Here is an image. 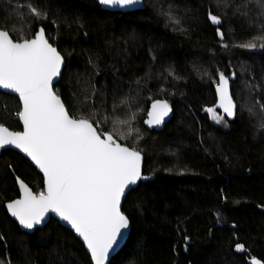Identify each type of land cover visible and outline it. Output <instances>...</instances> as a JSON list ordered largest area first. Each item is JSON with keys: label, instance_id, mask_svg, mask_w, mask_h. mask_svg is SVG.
Masks as SVG:
<instances>
[{"label": "trees", "instance_id": "obj_1", "mask_svg": "<svg viewBox=\"0 0 264 264\" xmlns=\"http://www.w3.org/2000/svg\"><path fill=\"white\" fill-rule=\"evenodd\" d=\"M142 1V10L112 13L94 0H0V27L7 25L13 40L43 28L65 62L54 91L69 114L90 116L101 131L141 151L142 175L152 179L125 197L131 231L109 264H264V41L254 39L264 36V18L254 5L248 16L234 14L242 0L227 8L217 0ZM29 4L46 18L32 17ZM169 9L183 31L168 22ZM249 42L256 47L239 46ZM219 72L234 77L236 109L227 128L204 112L215 105ZM155 100L173 109L160 132L144 127ZM18 107L15 97L0 93V123L12 131L21 130ZM14 176L35 193L43 188L26 159L0 153V264H91L56 220L25 234L9 219L4 206L18 197Z\"/></svg>", "mask_w": 264, "mask_h": 264}, {"label": "snow or ice", "instance_id": "obj_2", "mask_svg": "<svg viewBox=\"0 0 264 264\" xmlns=\"http://www.w3.org/2000/svg\"><path fill=\"white\" fill-rule=\"evenodd\" d=\"M141 2L99 0L101 5L109 8H129ZM217 3L225 8L230 6V0H217ZM252 5L258 9V18H264V0H242L235 5L234 14L248 16ZM27 7L37 20L46 18L35 5ZM163 14L176 30H184L177 27L181 25V18L171 9ZM20 19H23L22 14ZM207 19L213 25L222 23L220 17L211 13ZM260 27L264 31V24ZM217 35L223 39L220 28H217ZM254 39L264 41V36ZM239 46L253 49L256 44L249 42ZM261 47L264 48V43ZM62 64L60 52L48 42L43 28L35 32L34 38L13 40L7 25L0 27V89L18 96L15 116L23 126V131H12L0 123V147L11 145L19 149L43 174V188L38 193L29 190L18 179L20 197L8 202L6 207L28 230L42 224L47 213H55L83 240L92 264H106L110 251L130 224L121 211L122 197L131 186L148 177L142 176V154L138 148L119 143L111 132L101 131L102 125L94 123L90 116L76 118L69 114L59 91L52 87L55 78L61 74ZM169 75H172L171 71ZM84 91L82 106L87 107L86 102L91 96L87 89ZM94 92L93 86L92 95ZM216 96L217 107L233 118L236 105L229 92V78L223 72H219ZM169 111L167 102L154 101L145 123L150 127L159 125ZM205 111L214 113L213 108ZM249 112L255 115L252 108ZM261 112H264V105ZM214 118L217 123L223 122V116ZM259 128L264 129V118ZM184 239L187 242L188 237ZM235 249L241 252L244 245L237 243ZM252 264L261 262L254 259Z\"/></svg>", "mask_w": 264, "mask_h": 264}, {"label": "water", "instance_id": "obj_3", "mask_svg": "<svg viewBox=\"0 0 264 264\" xmlns=\"http://www.w3.org/2000/svg\"><path fill=\"white\" fill-rule=\"evenodd\" d=\"M94 1L100 6V8H101L102 10L107 11V12H112V13H117V12H118V13H129V12H133V11L142 10L143 7H144V5H143V1L141 2V4H137V5L132 6V7H129V8H119V7L109 8V7H106V6L101 5V4L99 3V0H94ZM40 29H41V28H39L38 30H40ZM38 30H37V31H38ZM44 32H45V31H44ZM34 35H35V34H34ZM45 36H46V34H45ZM33 38H34V36H33ZM46 38H47V37H46ZM48 42H49V41H48ZM52 46H53V45H52ZM53 47H54V46H53ZM62 58H63V57H62ZM64 65H65V62H64V59H63V64H62V66H61V74H62V71H63ZM61 74H60L58 77L55 78V80H54V82H53V85H52L53 90H54V86L59 82L60 77H61ZM233 80H234V77H231V78L229 79V92H230V95H231V91H230V81H233ZM218 82H219V78H218ZM0 93L11 95V96L15 97L17 100H19L18 96H16V94H14V93H11L9 90H2V89H0ZM215 95H216V87H215ZM155 101H157V100H155ZM160 101H163V100H160ZM153 102H154V101H153ZM153 102L149 105V108H148V112H147V114H146V119H145V121L149 119L148 113H149V111L152 110V104H153ZM168 105H169V104H168ZM169 108H170V111H169L168 115L164 118V120H163L159 125L153 124V125L150 127V126H149L148 124H146L145 121H144V127H145L147 130H149V131H154V132H160V131H162V130L164 129L165 125L168 124V123L171 121V119L173 118V109H172V107H171L170 105H169ZM213 109H214L215 111L219 112L220 115L223 116L224 118H226L227 120H232V119L234 118V117H233V118H229V117H227V115L224 114V113L222 112V110L219 109V108L217 107V96H216V102H215V105L213 106ZM234 116H235V115H234ZM19 123H20V122H19ZM20 126H21V130H20V131H23V126H22L21 123H20ZM6 150H10V151L16 152V153H18L20 156H22L24 159H26V160L32 165V167L36 170V172H37V173L42 177V179H43V174L39 171L38 168H36V166L31 162V160H30V159H29L24 153L20 152L19 149H16L15 147H13V146H11V145H5V146H3V147H0V153L3 152V151H6ZM142 168H143V157H142V164H141V172H142ZM142 176H144V175H142ZM144 177H148V179H141V180H139V181L137 182V185L131 186V189L127 191L126 196L130 193V191H132L133 189H136L137 186L139 185V183H143V182H146V181H149V180L152 179V178L149 177V176H144ZM14 178H15V183H16L17 191H18V197H17L16 199H19V197H20V188H19V184L17 183V180H18V179H19L20 181H22V180H21L20 178L16 177V176H14ZM22 182H23V181H22ZM23 183H24V182H23ZM24 184L26 185V187L29 188V190L32 191V189H30V187H29L26 183H24ZM126 196L122 197V200H121V211H122V205H123V202H124V199H125ZM7 203H8V202H7ZM7 203H6V204H7ZM6 204H5V206H4V209H5V211H6L7 215H8V217H9V219H10L11 221H13V222L16 224V226L18 227V229H19L22 233H25V234H32V233H34L35 230H37V229H42L43 227L46 226V224L50 221V219L56 220V221L59 223L60 226H62V227H64V228H66L67 230H69V231H70V232L76 237V239H77V240L83 245V247H84V249H85L87 255H88L89 258H90L91 264H92L91 254L88 252L86 246L84 245L83 240H82V239H81V238L75 233V231L71 228V226H70L69 224H67L66 221H62V220H60V218H59L55 213H53V212H49V213H47V214L45 215V219H44V221L42 222V224H40V225H36V226L34 227L33 230H28V229H24V228L18 223V221H16L15 218L12 217V216L10 215V213H9L8 210H7ZM130 231H131V225L129 224V227H128L127 229L123 230V233H122V235L120 236V238H119V240H118V243L114 246V249L110 251L109 256H108V259L106 260V264H109L110 260H111L114 256H116V255L121 251V249L124 247V245H125V243H126L128 237H129V235H130ZM253 260H254V259L249 260L248 264H252V261H253ZM261 264H262V263H261Z\"/></svg>", "mask_w": 264, "mask_h": 264}, {"label": "rangeland", "instance_id": "obj_4", "mask_svg": "<svg viewBox=\"0 0 264 264\" xmlns=\"http://www.w3.org/2000/svg\"><path fill=\"white\" fill-rule=\"evenodd\" d=\"M248 104H249V103H248ZM249 105H250V104H249ZM250 106H251V105H250ZM205 109H207V108H205ZM205 109H204V112L207 114L209 121H210L214 126L221 127V128H227L226 118L223 117V122H221V123H217V122L215 121V118H214V117H215L216 115H220V113L214 110V113H213V114H210V113H208L207 111H205ZM220 116H221V115H220Z\"/></svg>", "mask_w": 264, "mask_h": 264}]
</instances>
